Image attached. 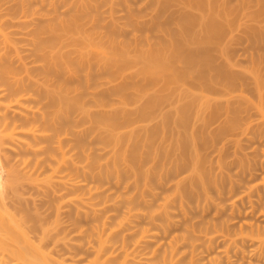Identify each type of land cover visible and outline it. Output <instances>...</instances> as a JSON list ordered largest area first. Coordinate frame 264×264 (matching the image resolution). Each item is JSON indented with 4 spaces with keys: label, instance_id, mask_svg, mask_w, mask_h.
<instances>
[{
    "label": "bare ground",
    "instance_id": "obj_1",
    "mask_svg": "<svg viewBox=\"0 0 264 264\" xmlns=\"http://www.w3.org/2000/svg\"><path fill=\"white\" fill-rule=\"evenodd\" d=\"M121 1L130 5L129 0H0V264H142L130 258L125 236L116 246L114 232L105 234V219L90 235L77 225L81 217H98L97 207L109 202L95 201L101 186L84 180H119L131 172L140 189L142 182L146 187L186 171L174 186L176 198L208 195V187L224 175L213 176L200 151L230 134V94L252 85L262 97V72L259 64L260 75L255 68L256 57L264 61V0L255 6L262 11L259 25L248 24L252 36L246 41L254 47L243 49L256 66L250 80L234 72L233 30L242 23L235 16L238 24L233 21L237 9L233 12L228 0H150L155 12L148 20L125 5L124 23L112 15L106 21L102 6L112 14ZM174 6L180 15L172 21L166 13ZM252 16L242 15L251 21ZM220 116L213 132L205 129ZM199 120L202 129L195 126ZM89 137L98 138L97 149L109 148L111 156H95ZM260 188L264 191L263 178ZM29 189L49 200L50 220L46 208L41 214L29 206L37 199ZM70 221L77 225L71 232ZM249 226L264 234V227ZM73 232L80 239L86 234L91 247L72 240ZM258 242L255 255L261 261L264 239ZM60 246L69 256L58 252ZM76 248L93 252L82 258L85 252L78 256ZM178 263L166 254L156 259V264Z\"/></svg>",
    "mask_w": 264,
    "mask_h": 264
},
{
    "label": "rangeland",
    "instance_id": "obj_2",
    "mask_svg": "<svg viewBox=\"0 0 264 264\" xmlns=\"http://www.w3.org/2000/svg\"><path fill=\"white\" fill-rule=\"evenodd\" d=\"M228 1L230 5L234 7L233 12L237 9L235 14L233 13L234 15H232L233 18L235 16L236 19H241L238 21L234 18L235 20L233 21H235L236 24H238L236 21L242 23H240L241 25H235L236 27L233 31L236 36L232 33L233 37L235 36L232 38L234 39L232 45L234 44L233 48L235 49V55H233L231 59L234 64L236 63V65H238L234 67V72L250 80L253 79L251 75L259 73L258 70L260 67L262 73L260 72L261 76H259L260 73L258 76L260 78L263 77L262 82H264L263 58L260 57L259 59V56L256 57V61H258L256 67L253 65L254 63H252L253 61L251 58H249L243 50H249L247 49L248 46L251 49L254 47L247 43L246 38L250 39L252 36V29L248 24H251L253 21L255 24L258 18L257 16L261 17L260 14H262L259 8L261 13L258 14V12H255L258 10H256V8L259 7H255L258 0H247L246 5L241 4V0ZM259 1L261 2V0ZM150 3V0H129L128 4L130 5L128 6L121 1V3H117L113 7V10L111 9L112 14L108 5L102 6L100 12H103L101 15H104L106 21H109L112 16H114V18L118 19L119 23H124L125 17L128 18V9H130L134 14L140 15V19L143 17L142 20L145 21L150 19L155 12L153 11L154 8H151L153 4H151V6L149 5ZM261 4L262 2L260 5ZM125 5L129 8L126 9ZM242 5L245 7L248 5V10L246 9L245 12H253L252 18H255V20L252 19L251 21L250 17L249 19L247 17H242L243 14H246L244 10H242L244 9ZM260 8L262 9V7ZM61 10L65 11V8H59V12H61ZM170 10V12L168 11L169 13H166V17H171L170 19L173 21L180 14L178 15V10L175 6L171 7ZM126 11L128 12L126 13ZM170 13L171 16H168ZM247 15L249 16L250 13ZM256 23L258 24V21H256ZM171 28L173 29L175 27L171 26ZM129 30H127L126 34L132 38L131 28H129ZM247 30H249L250 33L249 31L247 32ZM153 33L150 35L154 38L155 36ZM259 62H261V64ZM253 66L256 67L255 70L258 68L256 73L254 72L255 70H253ZM251 70H253V73ZM261 86V99L252 85L245 86L243 91H240V88L238 90L237 87L236 90L230 94V134L227 133L229 135H227L228 138H219L213 145L211 144L212 142H209V144L206 143L201 147L202 150L200 152L201 156L206 160V168L214 174L213 176H216V174L217 177L224 175V179L220 177L221 179L219 180V178H217V180H219L217 186L211 185L208 187V195L201 194L196 197L193 196V199H184L183 202H181L179 198H176L178 195L175 193L174 186L178 179L188 174L186 171H180L179 174L163 176L161 181L155 180L146 187L143 186V182L142 184L139 183L140 189H136L134 186L135 184H133L134 180L132 175V178L128 175L131 174V172H128L127 175H122L119 180L110 178L108 180L104 179L103 181H98L88 177L87 180H84V183L89 186H101V193L94 197L95 201L101 203L107 198L109 202L107 201V204H100L97 207L99 209L98 217H93L92 215L86 219L81 217L77 225H82L81 227L87 231L84 232L89 233L88 230L90 228L92 230L93 227L98 225L97 223L100 224V221L105 219L107 221V230L105 229V234L110 231L114 232L110 235L113 237L112 241L115 243L118 242L115 244L116 246L120 245L121 241L119 240L125 236L126 238H124L126 239L128 251L131 253L130 258H136L135 260L141 261L142 264H156V259L162 258L164 254H166L168 259L173 256L174 261H179L178 264H264V259L260 261L255 255L259 251L258 244H260V242H258V240L264 239V234H257L256 229H252L249 226L250 223H253L254 225L264 227V191L261 188L257 190V184L262 182V178L264 179V85ZM222 117L220 116L219 118L217 117L216 119L210 120L205 129L214 131L221 123ZM195 126L198 129H202L204 124L199 120L195 123ZM86 139L95 156L102 159L111 156V152L108 153L109 148L108 150L105 149L102 151L97 149L99 148L98 138L89 137ZM222 139L227 140L223 141ZM222 141L225 142L226 145L224 146L225 149H223V152L219 153L218 147H221ZM75 157L76 159H81L79 156ZM174 157L175 155L169 159H173ZM218 158H221V161L224 163V165L221 166L222 168L217 166L219 163L222 164L220 160V162L216 164ZM79 179H83V177L79 176ZM187 181L188 179L184 181L186 182L185 184H188L189 181ZM30 190L31 189H29L28 192H32ZM33 192L34 194L36 193L35 190H33ZM32 194L30 193V196L28 195L29 200L34 196L35 198L39 196L36 195L37 193L35 195L33 194L34 196ZM128 196L130 198H136L133 200L132 204L134 206L132 205V210H130V208H132L131 205L128 210L129 204L127 201H130ZM44 197L42 198V196H40L39 199H35L37 201L32 199L34 202L32 200L30 202L28 201L29 206L38 207L41 209H39L41 214L42 212L44 213L46 206L48 208L50 204L49 200L44 199ZM127 198L129 200H127ZM47 201L49 202L48 204ZM35 204L37 206H35ZM50 211L48 212L50 213ZM48 212V216L44 214L47 220H50L52 216L51 213L49 214ZM63 217L65 216L63 215ZM43 218L45 217L43 216ZM66 219L68 218L65 217V221ZM71 221L68 225L70 226L69 230L76 225L72 226ZM65 223H68V221ZM65 226L67 225L65 224ZM69 232H71V230ZM91 232L92 231H90V233ZM73 233L69 234V236L71 235L70 238L73 236L75 239H80L78 232L77 234ZM115 233L116 235H114ZM83 236L81 237L83 240V242H81V247L82 243L85 246L88 240L86 237L87 235L85 237ZM71 239L73 240V238ZM81 239L79 241L76 240V242H80ZM91 241H87V243L91 244ZM74 242L75 241L72 243ZM87 247L91 246L89 245ZM86 248H76L73 249V251L75 250L76 252L74 251V253L78 254V256L79 253L77 252H85V254H81L82 256L80 255L79 257L83 258L84 256L88 258L90 254H92L91 252H93V249L88 248V250L91 251L89 252ZM58 249H60L58 252L62 254V252H65L64 249L66 248L64 247L62 250L60 246ZM85 250L89 255H87ZM67 255L66 253V256ZM115 261L116 260H114V262Z\"/></svg>",
    "mask_w": 264,
    "mask_h": 264
}]
</instances>
